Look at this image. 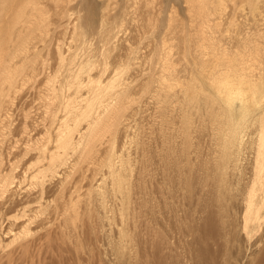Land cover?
<instances>
[{
    "label": "rangeland",
    "instance_id": "374dc122",
    "mask_svg": "<svg viewBox=\"0 0 264 264\" xmlns=\"http://www.w3.org/2000/svg\"><path fill=\"white\" fill-rule=\"evenodd\" d=\"M11 1L7 9L13 8ZM38 1V8L44 6L41 22L20 36L30 44L43 43L54 17L53 0ZM108 3L110 15L121 13L116 14L123 38L118 50L123 56L135 52L129 73L137 74V80L105 133L90 139L78 158L70 156L61 177L47 170L43 148L61 119L53 117L49 106L51 68L22 61L27 52L0 53V229L10 227L18 234L9 245L0 238V263L18 264L26 257L29 264H171L174 257L192 264L184 257L190 237L181 234L179 225H192L198 232L205 214L214 212L218 225L228 209H235L238 238L254 227L251 235L261 248L264 227L258 229L256 213L264 214L257 209L263 165L256 164L252 142L258 132L253 129L245 137L242 160L235 164L232 148L223 142L229 125L220 107L207 103L200 111L194 90L200 74L222 72L227 61L239 71L246 67L259 82L264 74V0ZM12 22L17 24L8 18L6 30L0 31L3 45L17 37ZM257 49L261 53L252 52ZM224 185L235 200L228 194L223 199ZM221 238L218 244L208 240L209 245L221 250L219 260L232 261L234 242L229 246ZM17 249L22 251L13 255Z\"/></svg>",
    "mask_w": 264,
    "mask_h": 264
},
{
    "label": "bare ground",
    "instance_id": "6f19581e",
    "mask_svg": "<svg viewBox=\"0 0 264 264\" xmlns=\"http://www.w3.org/2000/svg\"><path fill=\"white\" fill-rule=\"evenodd\" d=\"M106 1L53 0L50 5L53 12L50 13H54L52 15L54 19L52 18L53 20L51 19L47 23L48 37L41 44H37V42L36 44L31 43V45L28 42L29 40L20 36L21 33L25 34L28 33V30L34 31L37 28L31 29V25H34L37 20L41 22L40 18L42 17L38 18V16L43 5L38 8V5L36 6L37 0H14L12 3L13 8L7 9L10 6H8V0H0V31L5 29L4 24L8 18L17 20L15 25L12 22V35L17 33V37L14 41L11 38L12 42H8V45H3V42L0 43V53L5 50L11 55L21 54L19 51L27 52L26 54L23 53L25 57L23 60L20 57L22 61L32 66L33 64H38L42 67L49 65L51 68V74L46 84V90L50 94L51 100L49 106L51 112H53V117L61 118L52 134L49 135L48 133L49 136L43 147L49 160L47 170L52 176H60V174L67 171L72 160L69 157L78 158L83 153L84 148H87L90 139L105 133L107 124L115 114L118 104L124 100L129 90H131L133 82L137 80V74L129 73L132 62L137 59L134 55L135 52H129L124 55L126 60L123 62L121 61L123 56V53H121L122 49L118 50V44L120 46V41L123 39L116 15L120 11L117 12L116 10L117 13H112L115 16L110 15L107 8V4L110 3H108V0ZM201 6L203 5H199L200 8ZM51 9L46 10L49 12ZM163 13L165 12L163 11ZM199 14L202 15L201 13ZM203 14L206 16L205 11ZM9 34L11 35V33ZM1 39L0 41H3L4 37H1ZM251 47L249 49H254V47ZM252 52L257 54L260 49ZM137 63L135 62V64ZM217 63L214 64L216 67ZM223 63L227 64L223 68L224 71L220 72L217 69L205 70L199 75L200 78L197 83L199 86L197 85V89L194 90L197 102L196 107L200 111H203L204 105L207 103L216 104L220 107L226 119L225 121L229 125L227 126L229 127L228 138L224 136L225 138L222 139L225 144L230 145L232 148L231 152H233V162L235 164L240 163L242 160L239 154L243 149L245 137L251 130L254 129L253 132L257 130L256 139L254 138V141L251 140L254 143L252 145L256 149V164L261 162L260 164L263 165V170L259 175L261 188L257 195V209H264V74L258 82L248 75L246 67L239 71L232 68L229 61ZM195 74L197 75L198 73ZM78 147H83L79 154L77 151ZM113 172H115L113 174L119 175L117 167H115ZM115 180L118 188L120 186L119 179ZM223 187V199L228 194L229 198L231 196L230 199L235 200L229 193V187L226 185ZM201 210L203 209H199V211ZM232 211L235 213V209H228L226 213L221 215L222 219L218 225H214L217 215L209 211L198 226V232L192 225H179L182 229L180 231L181 234L190 237V241L185 245L184 249V257L187 260L192 264H264V246L257 249L255 246L257 241L251 235L254 227H252L250 232L247 231L243 237L238 238V228L233 220ZM256 217L258 229L264 227V214L261 211H257ZM26 221V219H23L22 222ZM234 234L235 239L232 238ZM17 236L18 234L13 233L10 227L4 228L2 231L0 229V238L4 245L13 243ZM221 237L224 238L222 243L229 246L230 240L234 242L231 243L230 247L233 250V254H236L229 253L231 259L234 256L233 263H230L232 261L219 260L218 255L221 250H212L209 245L208 240L214 239V243L218 244V239H222ZM20 251L22 249H17L12 254L14 255V253ZM171 258V264H180L179 259ZM18 264H29V262L28 260L26 261L25 257L21 263L18 261ZM159 264H161V261H159Z\"/></svg>",
    "mask_w": 264,
    "mask_h": 264
}]
</instances>
